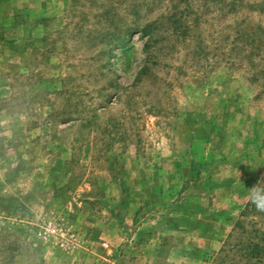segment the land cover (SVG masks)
I'll use <instances>...</instances> for the list:
<instances>
[{
	"label": "rangeland",
	"instance_id": "obj_1",
	"mask_svg": "<svg viewBox=\"0 0 264 264\" xmlns=\"http://www.w3.org/2000/svg\"><path fill=\"white\" fill-rule=\"evenodd\" d=\"M258 183L264 0H0V264H264Z\"/></svg>",
	"mask_w": 264,
	"mask_h": 264
},
{
	"label": "trees",
	"instance_id": "obj_2",
	"mask_svg": "<svg viewBox=\"0 0 264 264\" xmlns=\"http://www.w3.org/2000/svg\"><path fill=\"white\" fill-rule=\"evenodd\" d=\"M151 24H153V23L148 22L147 24L143 25V27L139 30L145 31V33H147V32H149L148 28L150 27ZM147 34L150 35V33H147ZM253 44L254 43H252V46H253ZM253 231H255V229H253ZM255 236H259V235L256 234ZM260 236H259V240L255 241V242L254 241H248L249 244L247 245V248H246V250L248 251L249 254H252L254 256V258H258V259H260L262 257V255H264V253L262 252V251H264V243H262V242H264V232ZM254 249H256V251H254ZM252 252H254V253H252Z\"/></svg>",
	"mask_w": 264,
	"mask_h": 264
},
{
	"label": "clouds",
	"instance_id": "obj_3",
	"mask_svg": "<svg viewBox=\"0 0 264 264\" xmlns=\"http://www.w3.org/2000/svg\"><path fill=\"white\" fill-rule=\"evenodd\" d=\"M251 201L258 211L264 212V188L259 186V183L250 188Z\"/></svg>",
	"mask_w": 264,
	"mask_h": 264
}]
</instances>
